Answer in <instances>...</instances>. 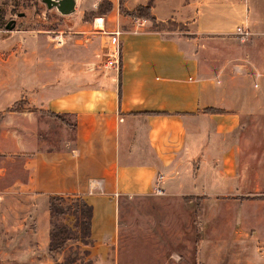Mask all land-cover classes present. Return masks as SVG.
<instances>
[{"label":"crops","instance_id":"obj_1","mask_svg":"<svg viewBox=\"0 0 264 264\" xmlns=\"http://www.w3.org/2000/svg\"><path fill=\"white\" fill-rule=\"evenodd\" d=\"M148 4L157 21L186 30L148 21L134 32V19L117 14V69L104 66L112 29L101 17L78 22L61 44L20 30L16 50L0 52V111L20 100L35 109L8 113L0 129V178L4 159H22L1 193L34 198L18 208L15 229L33 239L16 243L18 264L42 263L48 197L71 194L92 207V264H125L119 200L143 197L193 207L194 263L185 256L178 264H264V173L255 171L264 150L251 149L264 125L250 128L264 121V85L250 81L264 74V18H250L248 0L123 1L129 11ZM41 110L64 121L44 120ZM54 119L70 139L56 138ZM49 137L61 144L50 146ZM251 205L260 223L250 222Z\"/></svg>","mask_w":264,"mask_h":264},{"label":"rangeland","instance_id":"obj_2","mask_svg":"<svg viewBox=\"0 0 264 264\" xmlns=\"http://www.w3.org/2000/svg\"><path fill=\"white\" fill-rule=\"evenodd\" d=\"M123 1L77 0L75 12L69 15H62L55 8L48 9L41 0H0V52L16 50L20 30L52 37L53 42L58 43L54 40V37L57 36L56 38L64 40L65 36L69 35L81 20H90L97 17L104 18L106 20L105 27L113 31L117 28L115 25L117 14H122L134 19L133 24H135V19L137 18L127 14L129 10L123 6ZM248 1L250 18L254 17V14L264 18V0ZM107 16L111 18L108 19ZM10 20L15 21V26L12 30H7L5 25ZM164 30L185 31L186 26L166 23ZM111 31H108V33ZM9 64L4 63L3 65L8 66ZM250 81L251 87L258 89L259 85H264V74L260 77L256 76ZM0 99H3L1 90ZM15 107L19 111L25 109L35 110L26 106L23 100L18 101ZM39 113L44 120L51 119L47 117L49 114L46 111L41 110ZM52 118L64 121L61 115L60 118ZM55 119L52 121L50 129L54 131L56 138L62 134V138L70 139L72 137L71 132L63 134ZM67 120L71 121L72 119L68 117ZM17 121L16 117L6 119V126H12ZM2 123L3 120L0 121V129ZM263 125L264 121H252L250 128L258 129L263 127ZM50 139V146L61 144L60 138L56 140L51 137ZM253 140L254 144L251 149L262 148L264 150V140L256 137ZM21 161L22 159L17 158V156H10L2 161L6 166V173L0 178V264H18L14 258H17L22 249L19 244H16L17 242L26 239V241H29V245L33 244L31 237L26 238L23 234H19V231L15 228L19 217V206L25 203H33L34 198L25 195L18 196L16 194L1 193L3 184L20 175ZM255 171L262 174L264 173V168L256 169ZM40 200L46 203L45 198ZM173 204L175 203L158 201L154 197L122 198L119 200L120 234L121 242L124 244L122 252L125 264H178L185 260V256H187L186 261L188 263H194L193 244L196 229L191 213L193 207L191 208L184 204L181 208H175ZM256 208L254 205L253 207L252 205L246 207V214H250V217L254 216L257 212L253 210ZM55 222L59 226L66 224V226L71 228L69 232L72 238L68 240L63 248L56 251L53 257L42 253L41 264H92V261L84 253L88 246H85L79 239V230L74 227L73 216L59 215L56 217ZM250 222L260 223L257 217H252ZM263 224L262 222V228ZM190 225H193V229L190 228ZM35 255L37 258L38 254L36 253ZM176 255L182 257L178 262L174 259ZM36 263L37 261L35 260L33 264Z\"/></svg>","mask_w":264,"mask_h":264},{"label":"trees","instance_id":"obj_3","mask_svg":"<svg viewBox=\"0 0 264 264\" xmlns=\"http://www.w3.org/2000/svg\"><path fill=\"white\" fill-rule=\"evenodd\" d=\"M130 16L134 18H145L152 22V26L157 30H164L166 23L174 24L180 26L172 20L166 22L157 21L151 12L150 5H139L135 9L128 11ZM15 102L11 107L0 111V121L10 112L19 111L16 107ZM47 112V111H46ZM49 116L60 118L59 114L47 112ZM48 200V209L51 218V228H50V242L47 249V254L53 257L56 251L63 248L68 240L72 238L69 231L71 228L66 226V224L57 225L56 217L59 215H71L74 218V227L78 228L80 237L79 239L85 246L92 244V239L90 236V224L92 217V207L89 205L82 197L78 195H50ZM86 256H89V250H84Z\"/></svg>","mask_w":264,"mask_h":264},{"label":"built area","instance_id":"obj_4","mask_svg":"<svg viewBox=\"0 0 264 264\" xmlns=\"http://www.w3.org/2000/svg\"><path fill=\"white\" fill-rule=\"evenodd\" d=\"M148 22L145 18H137L135 19V26L133 31L137 32L140 29H143L145 27V24ZM122 29L116 28L111 32H107V44L105 45L106 51H105V61L104 66L106 68H118L120 64V53H121V41H120V35L122 34ZM236 32L239 34L241 39H245L248 36V32L245 30H242L240 27H237ZM57 37V36H56ZM54 37V40L58 43H62L61 38ZM160 189H156L157 192H159Z\"/></svg>","mask_w":264,"mask_h":264},{"label":"water","instance_id":"obj_5","mask_svg":"<svg viewBox=\"0 0 264 264\" xmlns=\"http://www.w3.org/2000/svg\"><path fill=\"white\" fill-rule=\"evenodd\" d=\"M48 9L55 8L62 15H69L76 10L77 0H41ZM15 26V21L10 20L5 28L12 30Z\"/></svg>","mask_w":264,"mask_h":264},{"label":"bare ground","instance_id":"obj_6","mask_svg":"<svg viewBox=\"0 0 264 264\" xmlns=\"http://www.w3.org/2000/svg\"><path fill=\"white\" fill-rule=\"evenodd\" d=\"M98 21H101V20H98Z\"/></svg>","mask_w":264,"mask_h":264}]
</instances>
